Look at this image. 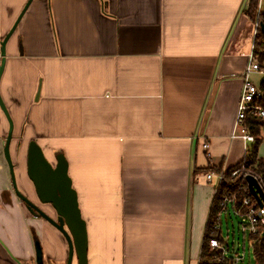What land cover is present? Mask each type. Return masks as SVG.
Listing matches in <instances>:
<instances>
[{
  "label": "crops",
  "instance_id": "0c3cea01",
  "mask_svg": "<svg viewBox=\"0 0 264 264\" xmlns=\"http://www.w3.org/2000/svg\"><path fill=\"white\" fill-rule=\"evenodd\" d=\"M27 1L0 0V41ZM248 2L33 0L24 13L0 81L17 184L56 218L28 174L29 144L54 166L64 154L88 264H199L215 195L205 173L250 145L232 136L254 42ZM9 129L0 106V264H37V243L44 264H67L64 234L12 189Z\"/></svg>",
  "mask_w": 264,
  "mask_h": 264
},
{
  "label": "water",
  "instance_id": "95a60500",
  "mask_svg": "<svg viewBox=\"0 0 264 264\" xmlns=\"http://www.w3.org/2000/svg\"><path fill=\"white\" fill-rule=\"evenodd\" d=\"M33 0H28L15 24L9 33L0 41L1 43V63H0V81L6 62V44L17 28L21 18L30 6ZM264 31V24L261 25ZM0 106L6 114L10 129L6 139L4 154L8 162L13 187L18 197L27 205V207L36 215L41 216L59 229L66 237L69 244V256L67 264L73 263L74 255L77 254L79 264H88V233L86 221L82 218L76 190L72 187V180L68 174V162L64 154H58L57 165L54 166L45 156L42 147L37 141L32 140L28 151V174L35 184L38 197L43 203H51L58 213L57 218H53L46 211L40 208L18 187L15 164L12 159L10 145L13 138L14 122L10 112L2 98L0 92ZM249 190L256 199L260 207L264 206V189L253 175L246 177ZM37 264H44L43 252L39 243H37Z\"/></svg>",
  "mask_w": 264,
  "mask_h": 264
},
{
  "label": "trees",
  "instance_id": "16d2710c",
  "mask_svg": "<svg viewBox=\"0 0 264 264\" xmlns=\"http://www.w3.org/2000/svg\"><path fill=\"white\" fill-rule=\"evenodd\" d=\"M258 4L259 0H249L248 5L245 9V13L249 16L250 20L253 23L259 21L260 26L255 38L254 54L256 60L264 68V31L262 30L261 26L262 24H264V8L258 15ZM259 87L262 95L257 99L256 102L258 103V105L264 108V78ZM244 125L251 134L256 136V140L254 142H250V145L247 146V152L242 161L234 167L225 170V172H222L223 169L218 167H210L208 170L218 173L222 172L223 177L220 182V188L214 195V199L210 209V215L204 235V242L202 245L199 264H207L209 262L216 261V255H221L222 250H211L210 247L211 238H218L222 243L224 242L221 227H219L218 229L215 228L216 218L218 214H231L232 212L236 213V211L239 209V205H241L242 200L246 195H249L253 200V203L257 205L256 199L249 190L246 176L249 174L255 176L264 189V158L260 157L259 155V144L262 140L261 132L264 129V118L252 112H248L244 121ZM242 166L245 167V171L243 173H240L236 176L232 174L234 169L240 168ZM241 184H243L242 188ZM232 194H236L237 203L235 205H223L222 201L224 197L230 196ZM220 223H222V220H220ZM250 240L253 242L258 262L260 264H264V230L262 233H250ZM228 249L231 250L229 246ZM229 258H232V256Z\"/></svg>",
  "mask_w": 264,
  "mask_h": 264
},
{
  "label": "built area",
  "instance_id": "2783aa9c",
  "mask_svg": "<svg viewBox=\"0 0 264 264\" xmlns=\"http://www.w3.org/2000/svg\"><path fill=\"white\" fill-rule=\"evenodd\" d=\"M263 0H259L258 4V10L257 14L259 15L261 11L263 10ZM259 21L254 22V30H253V45H252V51L249 53V63L243 73V79H244V85H243V91L242 95L239 101L238 105V112L237 117L235 121V127L233 131V137H242L246 142H254L256 140V136L251 134L247 128L244 125V121L246 118V115L248 112H252L256 115H259L260 117L264 118V108H262L258 103L256 102L259 97H261L262 92L260 90L259 85L255 84L251 79V74L253 72H262L264 73V68L261 66V64L256 60L255 54H254V43L255 38L257 35V31L259 28ZM204 148H208L209 144L206 142L203 144ZM245 171V167L242 166L240 168H236L233 170V175H238L240 173H243ZM222 172H225L223 170ZM222 172H214V171H208L205 173V177L209 182L215 183V193L220 188V182L223 177ZM247 177V176H246ZM247 180V179H246ZM243 187V184H241V188ZM237 203V196L236 194H232L230 196H225L222 204L223 205H235ZM237 214H240L245 219V224L247 225V228H249L250 233H262L264 230V206L260 207L257 203L254 204L253 200L249 195H246L241 205H239V209L236 211ZM221 214H218L216 218L215 228L218 229L220 227V220H221ZM210 247L211 250H222L221 255H216L217 259L216 261L209 262L207 264H234L235 262L239 261L241 259L240 255H236V257L232 256V258L228 251L229 249L218 239V238H211L210 239Z\"/></svg>",
  "mask_w": 264,
  "mask_h": 264
},
{
  "label": "rangeland",
  "instance_id": "374dc122",
  "mask_svg": "<svg viewBox=\"0 0 264 264\" xmlns=\"http://www.w3.org/2000/svg\"><path fill=\"white\" fill-rule=\"evenodd\" d=\"M245 19H248V17ZM263 78L264 73L262 72L258 71L251 74L252 81L257 85L261 84ZM12 189H14L13 186ZM221 215L222 223L220 227L224 240L223 244L231 249L228 251L230 256H241V259L234 264H260L255 254L253 242L250 240V230L247 228L243 216L235 212Z\"/></svg>",
  "mask_w": 264,
  "mask_h": 264
},
{
  "label": "flooded vegetation",
  "instance_id": "af4514ba",
  "mask_svg": "<svg viewBox=\"0 0 264 264\" xmlns=\"http://www.w3.org/2000/svg\"><path fill=\"white\" fill-rule=\"evenodd\" d=\"M41 204L43 203V202H40ZM43 204H48V205H50L51 206V210L53 211V212H55L56 213V218L58 217V213H57V211H56V209L52 206V204L51 203H43ZM27 206V205H26ZM39 207H40V205H38ZM41 208V207H40ZM43 209V208H42Z\"/></svg>",
  "mask_w": 264,
  "mask_h": 264
}]
</instances>
